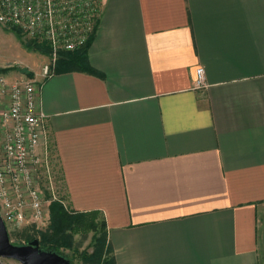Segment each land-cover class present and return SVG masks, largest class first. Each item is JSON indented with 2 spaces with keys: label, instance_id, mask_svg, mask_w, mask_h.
I'll return each instance as SVG.
<instances>
[{
  "label": "crops",
  "instance_id": "crops-1",
  "mask_svg": "<svg viewBox=\"0 0 264 264\" xmlns=\"http://www.w3.org/2000/svg\"><path fill=\"white\" fill-rule=\"evenodd\" d=\"M86 57L27 71L38 150L114 264H264V0H101Z\"/></svg>",
  "mask_w": 264,
  "mask_h": 264
},
{
  "label": "built area",
  "instance_id": "built-area-1",
  "mask_svg": "<svg viewBox=\"0 0 264 264\" xmlns=\"http://www.w3.org/2000/svg\"><path fill=\"white\" fill-rule=\"evenodd\" d=\"M100 13L101 0H0V25L16 27L49 46L38 74L41 79L53 75L60 52L75 51L89 41ZM206 86L205 70L198 67L193 88ZM39 88L38 79L25 72L11 78L0 74V216L6 226L32 222L43 228L50 222L35 180L43 166L51 182L49 154L38 150L46 118L38 104ZM50 199L58 197L53 193Z\"/></svg>",
  "mask_w": 264,
  "mask_h": 264
},
{
  "label": "rangeland",
  "instance_id": "rangeland-1",
  "mask_svg": "<svg viewBox=\"0 0 264 264\" xmlns=\"http://www.w3.org/2000/svg\"><path fill=\"white\" fill-rule=\"evenodd\" d=\"M29 40L30 38L25 36L23 32L22 36L19 37L16 33L11 31V27L0 25V74H5L11 78L19 75V73L22 74V70H40L41 66L47 62L48 56H42L40 52L26 47ZM48 163L51 182L48 181V173L43 166L37 169L35 180L43 196L45 205L50 212L49 206L52 201L50 198L53 193L65 202V206H67V203L63 197V184L59 173L58 162L52 151L48 156ZM48 225L40 228L32 222H28L21 226L7 224V229L11 242L22 245L33 239L39 240L41 233L47 231ZM92 235V231L73 234L70 239L72 247L70 249L61 248L60 252L70 260L71 264H91L85 262L78 254L84 250L88 253H92L94 249ZM2 261L4 264H19L12 259H2ZM99 264L103 263L100 262Z\"/></svg>",
  "mask_w": 264,
  "mask_h": 264
},
{
  "label": "trees",
  "instance_id": "trees-1",
  "mask_svg": "<svg viewBox=\"0 0 264 264\" xmlns=\"http://www.w3.org/2000/svg\"><path fill=\"white\" fill-rule=\"evenodd\" d=\"M11 31L19 37L22 36L21 30L16 27H12ZM91 39L92 37L83 47L75 51L60 52L55 63L54 71L86 68L88 64L86 52ZM26 47L34 49L46 56L50 53V48L46 43H40L34 39H30ZM22 71L32 76V72L27 70ZM61 201L63 200L58 198L52 200L50 203V223L47 231L40 235V247L44 250L54 251L63 255L60 249H70L72 247L70 239L73 234L92 231V243L94 245L92 253L84 250L79 252L78 255L85 262L91 264H99L100 262L103 264H114V259L110 254V246L107 242V227L103 215L98 211H73Z\"/></svg>",
  "mask_w": 264,
  "mask_h": 264
},
{
  "label": "water",
  "instance_id": "water-1",
  "mask_svg": "<svg viewBox=\"0 0 264 264\" xmlns=\"http://www.w3.org/2000/svg\"><path fill=\"white\" fill-rule=\"evenodd\" d=\"M2 259H12L19 264H71L65 256L42 249L38 239L22 245L11 242L7 226L0 216V264H4Z\"/></svg>",
  "mask_w": 264,
  "mask_h": 264
}]
</instances>
